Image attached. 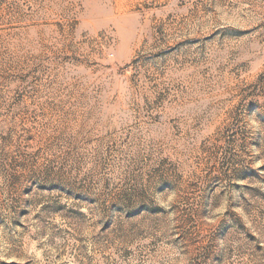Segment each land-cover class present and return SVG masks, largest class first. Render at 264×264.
Returning <instances> with one entry per match:
<instances>
[{
	"label": "rangeland",
	"instance_id": "rangeland-1",
	"mask_svg": "<svg viewBox=\"0 0 264 264\" xmlns=\"http://www.w3.org/2000/svg\"><path fill=\"white\" fill-rule=\"evenodd\" d=\"M0 264H264V0H0Z\"/></svg>",
	"mask_w": 264,
	"mask_h": 264
}]
</instances>
